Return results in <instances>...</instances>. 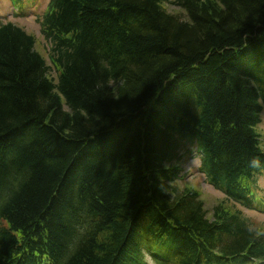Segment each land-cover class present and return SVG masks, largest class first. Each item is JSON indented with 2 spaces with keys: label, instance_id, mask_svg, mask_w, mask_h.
<instances>
[{
  "label": "trees",
  "instance_id": "obj_1",
  "mask_svg": "<svg viewBox=\"0 0 264 264\" xmlns=\"http://www.w3.org/2000/svg\"><path fill=\"white\" fill-rule=\"evenodd\" d=\"M41 25L51 67L0 20V264H264L239 208L264 174V0H51ZM195 151L211 219L180 185Z\"/></svg>",
  "mask_w": 264,
  "mask_h": 264
},
{
  "label": "rangeland",
  "instance_id": "obj_2",
  "mask_svg": "<svg viewBox=\"0 0 264 264\" xmlns=\"http://www.w3.org/2000/svg\"><path fill=\"white\" fill-rule=\"evenodd\" d=\"M49 3L50 0H34L32 3L26 4L25 14H22L21 4L13 5L11 0H0V20L15 23L18 27H21L24 31L32 35L35 39V49L46 59L49 67H51L49 61L51 44L45 39L41 28V20ZM14 7L17 11H20L16 12ZM164 8L171 14L178 15L183 19L186 18L183 10L171 3L165 4ZM49 73L50 77L57 82L56 71L50 68ZM258 133L261 135L262 144L264 145V113L262 115V122L258 126ZM193 154L195 156H187L188 154H185L183 157L182 166H180L183 169V181L180 185L194 188L201 194L205 207L209 211L208 218L211 219L212 209L217 204L225 201V195L210 185L206 180L205 174L200 172L201 161L199 151H195ZM258 185L260 189L258 194L257 192L255 193L253 199L258 210L244 209L240 206L239 208L242 209L244 216L250 221V224L264 227V174L258 178ZM235 208L238 209V207Z\"/></svg>",
  "mask_w": 264,
  "mask_h": 264
},
{
  "label": "bare ground",
  "instance_id": "obj_3",
  "mask_svg": "<svg viewBox=\"0 0 264 264\" xmlns=\"http://www.w3.org/2000/svg\"><path fill=\"white\" fill-rule=\"evenodd\" d=\"M12 1V0H11ZM44 15V14H43ZM15 24V23H14ZM195 156V155H194ZM198 156V155H197ZM202 165V164H201ZM201 167V166H200ZM201 172V171H200Z\"/></svg>",
  "mask_w": 264,
  "mask_h": 264
}]
</instances>
